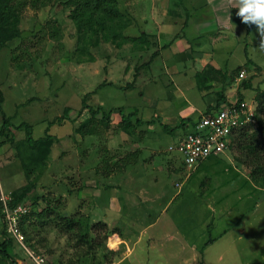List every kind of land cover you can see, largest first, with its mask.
<instances>
[{"label": "rangeland", "instance_id": "1", "mask_svg": "<svg viewBox=\"0 0 264 264\" xmlns=\"http://www.w3.org/2000/svg\"><path fill=\"white\" fill-rule=\"evenodd\" d=\"M150 1L116 0L124 15L109 16L113 19L107 18L106 28L97 34L90 29L98 28L95 22L77 24L70 16V0L11 1L19 37L0 49V126L3 113L12 124L14 143L26 136L25 129H15L23 123L31 127L33 139L43 137L47 129L52 136L46 161L33 166L27 178L14 143L0 147L2 211L15 190L32 184L23 202L29 213L22 224L27 231L24 248L14 243L11 250L18 264H34L29 253L47 264H109L124 254L129 255L119 264H264V186L258 177L264 171L255 177L249 167L239 164L237 145L183 169L180 156L169 152L168 146L188 132L190 124L176 136L156 127L154 132L131 127L128 135L117 113L109 122L99 114L95 121L100 123L90 122L83 129L88 133L92 128L93 136L74 133L75 126L89 118L82 109L83 99L94 109L133 112L132 119L147 120L156 114L172 126L185 104L200 110L215 102L213 91L223 87L218 81L198 88L203 81L199 73L214 71L211 63L195 72L196 65L182 61L183 67L175 59L172 68L161 53L135 74L156 50L155 40L146 38V44L137 38L145 19L134 16L137 9H151ZM181 2L200 11L189 22L200 16V28L213 34L214 21L205 0H168L162 11L180 12ZM236 11L232 15L237 16ZM175 31L178 34L179 28ZM181 31L188 37L181 39L182 45L193 43L196 48L189 38L196 31L189 24ZM221 33L225 40L211 44L204 38L200 49L221 68L241 67L243 80L253 86L242 95L255 107L254 88L264 89V50L257 28L232 24ZM113 34V40L106 39ZM247 58L252 65L243 68ZM176 68H186V76L169 72ZM242 81L233 78L226 97L234 98ZM64 115L67 119L60 121ZM191 116L197 118V112ZM129 154L136 159L127 165ZM112 198L118 203L113 200L116 204L110 208ZM64 217L88 219L91 243L80 242L83 232L79 234L78 228L67 231ZM3 224L1 218L0 230Z\"/></svg>", "mask_w": 264, "mask_h": 264}, {"label": "trees", "instance_id": "2", "mask_svg": "<svg viewBox=\"0 0 264 264\" xmlns=\"http://www.w3.org/2000/svg\"><path fill=\"white\" fill-rule=\"evenodd\" d=\"M12 0H0V49L4 47V45L13 39H16L19 37V31L16 29V20L14 16V10L11 5ZM70 5L73 6V10L70 13V16L77 21V24H92L91 22H95L98 25V28H93L90 26V29L93 30V33L97 34L98 32L104 31L106 27L105 26V20L108 18L109 20L113 19L109 16H123L124 13L119 10V8L116 7V0H70ZM117 25V24H116ZM93 26V24H92ZM121 27V28H120ZM119 28L122 29V26L119 25ZM250 28H252V25H250ZM115 34H113L112 38H106L109 40H113ZM252 65L251 60H247V62L242 66L243 68H249ZM142 68L141 66L136 68V73L139 71V69ZM241 67H237L233 70H224L221 71L219 69L208 68L207 70L199 73L201 75L200 78L203 79L202 83L198 85L199 90L206 89V83L208 82H216L218 81L223 87L221 90H219L217 93H215L216 96V105L211 110H216L220 103L224 102L226 99L225 91L228 88V86L231 84V80L238 76L240 73ZM223 83V84H222ZM247 88H253L251 85L250 80H243L240 86L236 90V96L238 101H244V97L242 95V91ZM208 89V88H207ZM255 90V115L253 117L254 123H249L245 127H242L237 132H234V134L231 137L230 147L237 145L238 146V157H236V161L239 164H243L246 167H249L250 173L252 176L254 175L257 177L258 175L256 173L261 174L262 171H264V89L260 87L259 85L254 88ZM1 103V101H0ZM82 104L84 105L82 109H86L89 113V118L84 121V123H78L75 126L74 133L79 134L81 136H88L92 135L93 129L89 128L88 133H84L83 129L84 126H87L90 122L94 123L97 119V115H101L102 120L108 121L110 120V117L113 113H117L120 120L119 122L122 123L121 128L122 131L128 135H131V132L129 131L131 127H139L142 130L146 131L149 129V127H156L157 130L161 128L163 131H168V133L171 134V136H174L175 133H177L178 130L185 129V126L187 124H190V127H193L196 123V119L198 120L200 116H198L195 119H188L187 121L181 120L180 125L175 126L174 128H170L168 125L162 124L161 121L158 119V117H155L154 119L150 120H143L139 119L138 117H134L135 115L133 112L128 113L127 115L124 114L122 109L117 110H103L102 107L97 106L96 109L86 106L85 105V99L82 100ZM81 112V111H79ZM208 113V112H207ZM206 113V114H207ZM210 113V112H209ZM2 114V125L0 126V147L9 142L11 144L14 143L15 136L10 130V127L12 124L10 121L6 118V116ZM63 119H67L65 115L60 119L62 121ZM59 121V122H60ZM100 123V122H96ZM109 124V123H108ZM94 125H92L93 127ZM95 127V126H94ZM21 128L25 129L26 136L24 139H22L19 142L14 143V147L16 151H18L20 155L18 158L22 171L25 174V177L27 178V174L29 171H31V168L33 166L39 167L44 164L46 161V154L49 151L52 136L48 134L49 129L46 130L43 137L38 139L32 138L31 133V127L23 123V125L15 126L16 130H20ZM49 128V127H48ZM160 129V130H161ZM182 135V134H181ZM93 136V135H92ZM139 150L136 151V155L139 154ZM133 154V153H132ZM129 154L128 157L125 158V164L129 165V160L131 164V160L136 159L135 155ZM133 162V161H132ZM180 164L182 165V168H187L181 161ZM200 164V163H199ZM196 164L193 167L199 165ZM188 169V168H187ZM260 177L261 184L264 186V175L258 176ZM32 184H28L26 187L19 188L15 190L10 198V201H8L6 204L9 209H14L18 205H22L27 207L23 202L27 197V194L30 192ZM42 214V211H40ZM31 214V213H30ZM4 219V216L2 215V207H0V219ZM29 219V213H27L25 216L22 217L21 223H20V229L24 235H26V230L22 227V224L24 221ZM64 220L66 221V229L67 231L76 232L77 228L79 231V234L83 232V234L79 235L80 242L90 244L91 243V237L88 235V232H86V229L88 228L89 221L85 217H80L76 221L74 219H70L67 217H64ZM84 221L86 223H84ZM4 223V221H3ZM14 241L8 236V233L6 232L5 224H3V228L0 230V264H18L11 254V250L13 247ZM111 263V262H110ZM109 263V264H110ZM107 264V263H106Z\"/></svg>", "mask_w": 264, "mask_h": 264}, {"label": "crops", "instance_id": "3", "mask_svg": "<svg viewBox=\"0 0 264 264\" xmlns=\"http://www.w3.org/2000/svg\"><path fill=\"white\" fill-rule=\"evenodd\" d=\"M166 1H168V0H152L149 2L151 9H149L148 11H145L146 6L144 9L135 10L137 12L134 15L137 18L136 20H139L138 19L139 17L145 19L144 21H142V22H144L143 23L144 27L142 29H140L139 31L137 30V32H140V34H139L140 36L137 38H141L144 43H146V41H145L146 38H150L153 41L155 40L153 43L155 46H153V47L156 49V50L154 49L155 52L152 53L150 60L147 63H145L144 65H142L141 67L147 66L149 63H151L153 61L154 58H157L162 53V55L166 54L168 56V58L170 59V62L172 63V68L175 67V59H179L177 61H181L180 64H182V61H186L192 67L194 65H196L197 70L195 72H200L199 70L202 71L203 68L207 67L209 63H211L215 69H219L221 71L229 70L228 67L221 68L220 66H217L214 63L213 59L206 55L208 53H206L200 49L201 48L200 45L202 44L201 42L203 41L204 38H207L211 44H215L216 42H221V40H225V38H226V36L224 34H222L221 31H223L224 29L226 30L232 24L234 26L244 25V23H241V20L238 16H235L234 14L232 15L234 9L238 11V9L236 7L237 0H205V4L211 10V16H212L213 21H214L213 30H212L213 34H210V32H207L206 30H203L200 28V25L202 24V19H203L200 16L194 23L189 22L191 15L197 14L200 11H194L195 9L189 10L188 7H186L181 2V4L183 5V8L180 12L176 11V10H172L170 8L165 9V11L163 12L162 11L163 8L166 7V6L163 7V4ZM237 11H236V13H237ZM233 16L235 18H233ZM228 17H229V19H228ZM187 24L190 25L191 30L196 31L195 34H191L193 37H191V36L189 37L191 40H193V42L195 44L198 45L196 48L194 47L193 43H187V44H190V46H186V47L183 46L181 43V39L183 40V38H185V39L187 38L186 40H188V37L185 36L186 33L181 31V27L184 30V29H186ZM248 27L250 29V25H248ZM177 28H179L178 34L175 33L176 32L175 30ZM172 36H174V38L172 40H170L165 45H161L166 39H170ZM137 38H135V39H137ZM168 48L171 49L170 51H172V53H169V54L165 53V51L168 50ZM207 49L209 50L211 48L207 47ZM211 50H213V49H211ZM209 60H211V61H209ZM247 60H251V59L247 58L243 64H245L247 62ZM183 67H185V66L183 65ZM185 69L186 68H184V70H178L176 68V69L170 70L169 72L174 73V74H178V75L183 73L186 76L187 72ZM139 70L140 71L144 70V68H141ZM137 73L135 71L136 75H137ZM171 75H169V76H171ZM208 83H206V85ZM220 88L221 87H219L217 89L220 90ZM213 92L215 95L216 92L215 91H213ZM226 94H227V92H225V95ZM216 100L217 99L215 96V102L208 103L203 109H200V110L195 109L194 107L190 106L189 104L188 105L185 104L184 106L179 108L180 115H179V117H177L175 119L174 126L164 123V121L162 119H160V117L156 114L153 115L154 117H152V118L150 117L147 120L154 119L155 117H158V119H160L162 124L168 125L170 128H174L175 126L180 125L181 120L187 121L188 119H192V116H191L192 113L197 112V115L200 116L202 114H206L207 112L209 113V112L213 111L211 109L216 105ZM149 129H152L153 132L155 131L154 127H149ZM157 131H161L160 128ZM176 135H177V133L174 134V136H176ZM121 137H123V135ZM134 147L137 148L136 145ZM137 150H139V149L137 148ZM120 183L118 181L116 183V185H118ZM137 192L139 194H137ZM134 193L138 197L141 196L139 190L134 191ZM113 200L116 203H118L116 198H114V199L112 198L111 199L112 207H110V208H113L116 204ZM109 201H110V199L107 198L106 202L109 203ZM139 240L140 239H138V241ZM146 240L151 242V243L156 241V239H154V238H148ZM128 255L129 254H124L122 259H118L116 257L114 262H111L110 264H119L123 259H127Z\"/></svg>", "mask_w": 264, "mask_h": 264}, {"label": "built area", "instance_id": "4", "mask_svg": "<svg viewBox=\"0 0 264 264\" xmlns=\"http://www.w3.org/2000/svg\"><path fill=\"white\" fill-rule=\"evenodd\" d=\"M245 72L240 71L235 78L236 82L244 79ZM255 107L244 101H238L233 96L226 97L220 106L207 114L200 115L193 127L175 139L168 146L169 152H175L180 156L181 162L188 168L205 161L211 156L223 155L231 142L234 132L249 123H254ZM4 224L7 233L13 241L24 248L25 238L20 229L23 216L28 213L25 206L18 205L9 209L7 204L3 206ZM34 264H47L41 256L29 253Z\"/></svg>", "mask_w": 264, "mask_h": 264}, {"label": "clouds", "instance_id": "5", "mask_svg": "<svg viewBox=\"0 0 264 264\" xmlns=\"http://www.w3.org/2000/svg\"><path fill=\"white\" fill-rule=\"evenodd\" d=\"M236 7L238 9L236 15L241 23L256 26L260 35L259 47L264 50V0H237Z\"/></svg>", "mask_w": 264, "mask_h": 264}]
</instances>
